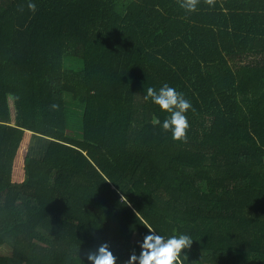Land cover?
<instances>
[{
  "label": "trees",
  "instance_id": "obj_1",
  "mask_svg": "<svg viewBox=\"0 0 264 264\" xmlns=\"http://www.w3.org/2000/svg\"><path fill=\"white\" fill-rule=\"evenodd\" d=\"M28 2L0 0V264L103 243L126 264L148 228L191 237L185 264H264V0ZM165 83L193 106L187 143L144 99Z\"/></svg>",
  "mask_w": 264,
  "mask_h": 264
},
{
  "label": "clouds",
  "instance_id": "obj_2",
  "mask_svg": "<svg viewBox=\"0 0 264 264\" xmlns=\"http://www.w3.org/2000/svg\"><path fill=\"white\" fill-rule=\"evenodd\" d=\"M200 0H178L179 6L187 12H194ZM209 6H215L216 0H204ZM27 8L32 13L36 12V4L29 0ZM20 11H23L21 7ZM145 100H151L155 105L168 113L169 116L163 121L161 127L165 132L170 131L172 139L181 143H187L188 130L190 124L186 113L193 110V106L181 92L176 88L163 84L159 90L153 87L146 89ZM53 110L58 109V105L50 106ZM152 124H161L158 118H153ZM149 234L143 238L140 244L141 251L137 256L130 255L126 264H185L186 255H182L184 250L189 249L193 239L187 235L171 236L165 238L157 234L155 230L148 228ZM89 264H116L117 257L109 250L107 243L101 244L96 251L86 253Z\"/></svg>",
  "mask_w": 264,
  "mask_h": 264
},
{
  "label": "rangeland",
  "instance_id": "obj_3",
  "mask_svg": "<svg viewBox=\"0 0 264 264\" xmlns=\"http://www.w3.org/2000/svg\"><path fill=\"white\" fill-rule=\"evenodd\" d=\"M119 2H122V0H119ZM123 4H127V3H125L123 1ZM70 61H71L70 58H66L65 59V66L67 65V67H69V68L72 67L71 66L72 62H70ZM80 63H81V61H80ZM78 69H80V68L78 67ZM65 98H66V101L68 102V109H69L70 115H72L73 118L75 117L76 114L78 115L76 120H74L72 118V120H71V128L68 131V134H70L71 136H77L78 137V136L81 135V131H80L81 130L80 129L81 125H80V121L79 120L81 118L82 111L80 109V106L76 104V102L74 101L73 97L70 94H66ZM25 153H26V144H23V146L21 147V149L19 151V154H18V158H20L22 156V163L19 160V163L16 164L15 170H13V173H12L14 181H19V178L22 177V174H23V159H24ZM18 158H17V160H18ZM14 166H15V163H14ZM3 251H4L5 254L8 252L7 249H4Z\"/></svg>",
  "mask_w": 264,
  "mask_h": 264
},
{
  "label": "crops",
  "instance_id": "obj_4",
  "mask_svg": "<svg viewBox=\"0 0 264 264\" xmlns=\"http://www.w3.org/2000/svg\"><path fill=\"white\" fill-rule=\"evenodd\" d=\"M22 178H23V175H22V177H20V178H19V181H21V180H22Z\"/></svg>",
  "mask_w": 264,
  "mask_h": 264
}]
</instances>
